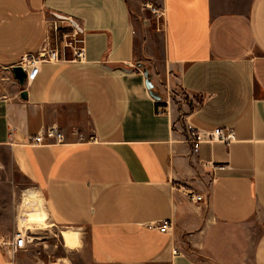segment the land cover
I'll use <instances>...</instances> for the list:
<instances>
[{
    "label": "crops",
    "instance_id": "1",
    "mask_svg": "<svg viewBox=\"0 0 264 264\" xmlns=\"http://www.w3.org/2000/svg\"><path fill=\"white\" fill-rule=\"evenodd\" d=\"M158 1L159 53L141 0H0L3 240L31 190L49 226L87 233L91 264H264V0ZM63 17L84 62L58 39ZM57 46L20 87L12 68ZM51 125L64 144H30ZM191 127L234 140L193 153ZM160 221L172 228H148ZM27 254L0 245V264H47Z\"/></svg>",
    "mask_w": 264,
    "mask_h": 264
},
{
    "label": "built area",
    "instance_id": "2",
    "mask_svg": "<svg viewBox=\"0 0 264 264\" xmlns=\"http://www.w3.org/2000/svg\"><path fill=\"white\" fill-rule=\"evenodd\" d=\"M143 9L149 11L152 16L163 17L164 11L162 7L157 5V0H142ZM69 29L72 30V35L64 33L62 45L63 48L67 47L70 50L72 56V62H84L86 60V51L83 46V40L79 38L80 31H78L71 23L68 22ZM79 26V25H78ZM71 40L66 41V39ZM61 61L59 48H44L36 54H29L25 56L20 62V66L26 73V81L34 79L38 72L40 65L44 63H57ZM160 109V108H159ZM187 142L192 144L193 153H197L199 145L204 142L214 143H230L234 140V134L231 130L215 129L213 131H200L195 128H189ZM73 134L78 135V132L74 129ZM96 141L95 139H91ZM66 142V136L63 131L57 125H51L42 128L34 137L30 139V144L34 146H52L57 144H64ZM189 199L192 203H199L203 200L201 195L190 193ZM150 229H158L162 233L168 232L172 228L171 221H160L148 225ZM30 237L26 236L22 232H17L10 241H0L1 246L9 247V249L15 253L18 250L25 249L29 244Z\"/></svg>",
    "mask_w": 264,
    "mask_h": 264
},
{
    "label": "rangeland",
    "instance_id": "3",
    "mask_svg": "<svg viewBox=\"0 0 264 264\" xmlns=\"http://www.w3.org/2000/svg\"><path fill=\"white\" fill-rule=\"evenodd\" d=\"M157 5L160 6V2L157 0ZM142 6V0L137 4V8H141ZM145 16L149 17L151 20L150 28L151 32L156 34L154 37V40L152 41V44L154 46V49L160 52V39L158 34L162 32L163 30V25H164V20L163 17H158V16H152L149 11L146 10ZM57 31L58 39L63 40V35L64 33H67L68 29H64L59 27ZM68 40H71L69 38ZM158 62L161 63V55L158 54L157 56ZM170 93V97L174 99L175 103H180V102H187L189 100V97L182 92H174ZM168 96V95H167ZM179 97V98H178ZM168 98V97H167ZM180 100H178V99ZM161 105V104H160ZM12 175V172L11 174ZM13 177L15 179L20 178L17 176V174L14 172ZM1 180V179H0ZM23 184H26V182H23ZM27 185H23L22 188H27ZM26 190L24 191V194L20 192V195L23 194V199L26 198L25 194ZM38 197V196H37ZM41 197V196H40ZM39 198V197H38ZM37 198V199H38ZM34 199V198H33ZM42 200L38 199L36 202L32 200L31 205H33L35 208L37 207L40 211L41 214L43 215V210L44 208L42 207L39 202ZM38 203V206L37 204ZM41 209H40V208ZM44 217V216H43ZM50 223H48L44 217V222H36L34 224H29V225H22L20 226V229L22 230V233H24L26 236L30 237V242L27 245V258L35 261V260H41L44 261L47 264L50 263H56V264H91L88 262V256H87V248L84 249V244H82V241L87 242L88 241V235L87 233L85 234H79L78 235V246L73 249L69 250L64 247L63 240L61 233L65 230H78L74 229L72 227H65V228H54L49 226ZM18 231V230H17ZM17 233V232H16ZM15 235V233H9L7 235H2L4 238L10 239ZM82 238V240H81ZM1 240H3L0 237ZM7 240H3L4 242H8ZM40 261V262H41Z\"/></svg>",
    "mask_w": 264,
    "mask_h": 264
},
{
    "label": "bare ground",
    "instance_id": "4",
    "mask_svg": "<svg viewBox=\"0 0 264 264\" xmlns=\"http://www.w3.org/2000/svg\"><path fill=\"white\" fill-rule=\"evenodd\" d=\"M32 193L33 192L31 190L25 192L26 198L23 199L21 205L22 209L18 214V221H17L21 226L25 224L26 225L34 224L36 222H44V217H43L44 215L41 214V211L37 207L35 208L33 205H31L32 200L36 202L40 198V193L38 191L34 192L39 198L38 197L34 198ZM36 204L38 206V203ZM61 236L65 248L69 250H73L78 246V233L76 230H71V229L65 230L61 233Z\"/></svg>",
    "mask_w": 264,
    "mask_h": 264
},
{
    "label": "water",
    "instance_id": "5",
    "mask_svg": "<svg viewBox=\"0 0 264 264\" xmlns=\"http://www.w3.org/2000/svg\"><path fill=\"white\" fill-rule=\"evenodd\" d=\"M63 18L66 21H68L69 23H71L78 31H80V32L82 31L81 28L78 26V24L74 20H72L70 18H65V17H63ZM12 74H13L14 78L16 79V81L18 82L19 86L24 87V85L26 83V73L23 70V68L20 65L13 67L12 68ZM146 85H147L148 89L152 88V85L149 83V80L146 82ZM26 96H27L26 92L23 91L21 93V97L23 99H26Z\"/></svg>",
    "mask_w": 264,
    "mask_h": 264
},
{
    "label": "trees",
    "instance_id": "6",
    "mask_svg": "<svg viewBox=\"0 0 264 264\" xmlns=\"http://www.w3.org/2000/svg\"><path fill=\"white\" fill-rule=\"evenodd\" d=\"M121 68L126 70V68H124V67H121Z\"/></svg>",
    "mask_w": 264,
    "mask_h": 264
}]
</instances>
